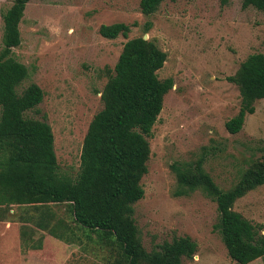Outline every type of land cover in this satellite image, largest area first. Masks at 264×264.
Instances as JSON below:
<instances>
[{"label":"rangeland","instance_id":"374dc122","mask_svg":"<svg viewBox=\"0 0 264 264\" xmlns=\"http://www.w3.org/2000/svg\"><path fill=\"white\" fill-rule=\"evenodd\" d=\"M139 2L29 1L19 24L21 42L13 52L29 74L20 89L34 83L44 96L25 115L51 127L59 172L76 178L84 136L103 107L100 95L124 43L140 36L154 42L166 54L158 79L171 78L173 86L146 138L144 196L133 206L141 244L150 252L163 242L189 237L197 251L183 264H237L214 230L216 204L201 190L181 186L175 169L201 162L213 182L227 190L264 155V99L255 103L240 132L225 129L240 106L238 88L227 78L249 55L264 53V14L242 8V0L224 6L219 0H163L146 16ZM12 3L0 0V50L2 14ZM115 23L130 28L127 38L99 35L101 25ZM232 209L260 225L264 235V185ZM51 226L69 241L51 236ZM117 258L115 247L74 223L65 204L0 206V264H116Z\"/></svg>","mask_w":264,"mask_h":264},{"label":"trees","instance_id":"16d2710c","mask_svg":"<svg viewBox=\"0 0 264 264\" xmlns=\"http://www.w3.org/2000/svg\"><path fill=\"white\" fill-rule=\"evenodd\" d=\"M13 0L2 14L0 50V206H47L65 204L80 229L96 234L117 249L116 264H183L191 259L197 244L189 237L163 242L147 252L133 218L134 204L144 196L140 184L147 173L151 135L163 104L172 88L171 78L159 80L166 54L143 36L127 40L100 95L103 107L91 120L84 136L80 167L72 179L59 172L51 127L28 118L43 100L34 83L20 89L28 78L27 68L14 58L20 45L19 24L26 4ZM45 1V0H42ZM222 6L228 0H219ZM163 0H140L143 15L154 14ZM253 7L264 14V0H242V8ZM150 29L147 23L145 33ZM99 35L107 40L127 38L130 28L123 23L101 25ZM240 106L225 123L229 134H237L255 103L264 99V53L249 55L233 76ZM201 162L175 169L178 183L188 191L201 190L216 204L219 234L229 258L237 264L264 260V235L232 208L246 193L264 185V155L252 162L229 189H220L206 174ZM57 226V225H56ZM56 239L69 241L48 229ZM35 249V248H34Z\"/></svg>","mask_w":264,"mask_h":264},{"label":"water","instance_id":"95a60500","mask_svg":"<svg viewBox=\"0 0 264 264\" xmlns=\"http://www.w3.org/2000/svg\"><path fill=\"white\" fill-rule=\"evenodd\" d=\"M143 39H144V40H147L145 36H143Z\"/></svg>","mask_w":264,"mask_h":264}]
</instances>
